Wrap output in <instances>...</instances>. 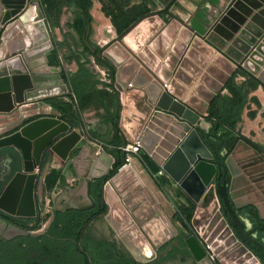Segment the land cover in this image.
I'll use <instances>...</instances> for the list:
<instances>
[{
  "label": "water",
  "instance_id": "obj_1",
  "mask_svg": "<svg viewBox=\"0 0 264 264\" xmlns=\"http://www.w3.org/2000/svg\"><path fill=\"white\" fill-rule=\"evenodd\" d=\"M154 1L161 11L142 19L111 45L98 51L89 40L91 26L85 32V45L113 75L125 144L138 142L156 166L196 204L190 225L182 223L181 230L175 226L171 220L175 208L142 160L135 158L128 168L140 171L148 187L122 189L120 180L127 166L114 168L106 159L108 154L99 153V147L84 131L72 130L54 117L20 122L13 134L0 138V150L13 149L22 161L21 169L0 195V209L12 216L33 217L40 177L35 169L39 170L47 158L50 162L58 156L64 164H74L79 180L76 188L56 199L58 206L62 207L63 202L95 204L96 190L103 217L132 255L144 256L138 259L140 262L168 256L183 244L196 264H242L246 254L263 264L255 254H264L263 242L245 230V221H252L250 216L264 220L263 200L259 196L257 202L252 200L253 187L240 181L234 160L228 150L227 155L219 151L202 117L212 112L211 106L238 71L247 73L264 88V0H219L202 34L177 19H165L161 14L167 5ZM54 49L38 2L0 0V114L16 116L25 105L69 93L61 74L49 76L48 55ZM168 83L171 94L164 90L163 85ZM196 144L203 153L193 158L188 148ZM245 149L251 147L240 141L232 154ZM240 156L245 159L244 154ZM202 164L206 169L203 175L199 169ZM197 175L203 177L201 181ZM26 177L22 204L17 191ZM139 191L146 198L141 199ZM252 210L255 213L251 214ZM2 230L5 234L2 231L0 235L5 240L28 233L18 228L6 230V226ZM225 234L229 238L223 244Z\"/></svg>",
  "mask_w": 264,
  "mask_h": 264
},
{
  "label": "crops",
  "instance_id": "obj_2",
  "mask_svg": "<svg viewBox=\"0 0 264 264\" xmlns=\"http://www.w3.org/2000/svg\"><path fill=\"white\" fill-rule=\"evenodd\" d=\"M157 1L167 5L161 14L165 19L168 21L177 19L182 24L193 29L196 34L205 32V28L212 19V15L216 12V6L219 2V0ZM32 2L40 4L55 45V49L48 55L50 62L48 73L50 76L61 74L67 83L69 93L48 98L43 103L25 105L16 116L7 117L0 114V134L3 129H14L20 122H25L26 124L41 117H54L66 122L63 120L61 107L66 104H72L74 107L81 109V116L80 118L72 117L73 127L66 122L71 126V129L79 132L84 131L89 137V141L94 146L99 147V153L106 152L108 154L106 159L110 160L112 166L119 161H124L123 159L125 158H123L122 153L126 152L127 148L132 144H125L124 132L119 127L118 104L115 93L110 90L111 86L104 82V74L109 73L111 75L110 71L106 69L104 62L101 61L102 65L99 64L96 61L97 58L92 56L87 49L85 45V32L87 29L84 32L80 31L76 28V25L87 16L86 11H88L91 16V23L88 25V27L91 26L89 40L100 51L127 33L118 31L112 15L107 14L106 11H114L115 13L120 11L127 15L135 13L136 23L132 26L134 27L145 17L160 12L159 5L154 0H47V2L46 0H32ZM48 4L52 5L50 9ZM66 78H69V80H66ZM253 82L259 83L247 73L238 71L237 75L228 82L224 92L216 99L211 109L214 110L221 107L222 102H231L233 98L232 92L235 91V88L240 89L244 95L248 93L249 99L257 96L260 101H263L264 88L261 85L257 87L255 93H249ZM70 92L73 94V101L70 97ZM48 100H52L54 104H49ZM244 112L242 111L241 121L237 124L236 131H239L243 123L246 124ZM210 115L211 113H206L202 117L203 126L209 131L215 125L210 121ZM12 132L14 133L15 131ZM225 132V130H222L219 135ZM242 135L244 134L242 133ZM143 156L147 155L141 150L139 159L142 161ZM148 158L150 159V157ZM70 160L72 162L73 157ZM46 166L43 172L45 175L44 181H46L52 171L58 172L60 175L52 192L47 193L45 191L44 193L43 187L39 192V196L42 194V199L45 196V199L50 200L51 206H53L56 198L65 193L67 187L76 188L79 180L76 178L74 164L70 162L64 164L58 156H54L52 161L48 162ZM105 166L106 164L102 168ZM150 167L152 170L154 169L153 166L150 165ZM150 167L147 166L148 169ZM166 184L173 189L178 188L170 178ZM167 198L169 199V197ZM169 201L171 202L170 199ZM41 203L43 204V202H40L42 206ZM171 220L173 221V219ZM175 226L178 228V225L175 224Z\"/></svg>",
  "mask_w": 264,
  "mask_h": 264
},
{
  "label": "flooded vegetation",
  "instance_id": "obj_3",
  "mask_svg": "<svg viewBox=\"0 0 264 264\" xmlns=\"http://www.w3.org/2000/svg\"><path fill=\"white\" fill-rule=\"evenodd\" d=\"M249 146L264 161V151L252 144ZM226 151L227 149H223L220 152ZM231 153L229 152V155ZM21 163L20 156L13 149L0 150V195L21 169ZM70 188L72 187H67L65 193ZM93 196L95 204L65 202L59 207L55 200L51 216L45 223L40 220L42 207L37 196L35 214L31 218L12 216L0 209V232L5 234L2 230L5 226L6 230L18 228L28 232L27 235L11 240H5L0 235V264H196L194 259L187 255L183 244L181 247H175L168 256H153L147 262H140L138 259L144 256L136 257L130 253L123 240L103 217L102 204L98 201L95 191ZM77 207L90 209H66ZM58 209L62 212H58ZM253 213L255 210L251 211V214ZM250 219L251 222L245 221L246 232L264 244V220L253 216H250ZM255 254L264 264V254L260 251H255Z\"/></svg>",
  "mask_w": 264,
  "mask_h": 264
},
{
  "label": "rangeland",
  "instance_id": "obj_4",
  "mask_svg": "<svg viewBox=\"0 0 264 264\" xmlns=\"http://www.w3.org/2000/svg\"><path fill=\"white\" fill-rule=\"evenodd\" d=\"M250 88H251V92L249 93H255V91L257 90V88L252 89V86H250ZM243 111H245L244 115L246 117L245 118L246 124L243 123L240 126L239 131H236V133L241 134V135L243 133L244 134L243 136L252 140L255 144H257L264 151V97H263V101H260L259 97L257 96H254L250 99L248 98L246 107ZM14 129L13 128L3 129L0 134V138H4L8 135L13 134L12 131H14ZM241 153L244 154L245 159H242V160L239 159V157H241L240 156ZM225 154L227 155L228 153H225ZM228 156H231V158L234 160V164L238 169L237 176L240 178V181L243 183L248 182L253 187V192L251 194L252 200L257 202V200L259 199L258 198L259 196L260 199L263 200L262 203L264 204V161H262L258 155L254 154L252 150H249V149H245L242 152L239 151L234 154L231 153ZM47 163H48V158L46 162L43 163L42 167H40V169L38 170V174L40 175V177L36 185L35 197L36 196L39 197L40 200L42 199V194L39 196L40 194L39 192L40 190H42V187L44 188L43 189L44 193L45 191L47 193H50V191L46 190V181H44L45 175L43 173L44 168L47 165ZM151 163H154V162L152 161ZM150 169L151 168H149V170ZM150 172L154 176L160 188L162 190L164 188L163 190L164 193H167L166 196L169 197V199L171 200V203L173 204L175 208L176 215L173 218V221L174 219L179 217L177 221L174 222L176 225H178V229L180 230L182 229V223L190 225V222L196 211V204L192 201V199L189 196H187L181 190V188L177 184H176V187L178 188H174V189L170 187V185L166 184L169 177H167V175L161 170V168H160L159 173H155L153 171H150ZM45 200L46 199L44 196V199L41 200L43 204L45 203ZM50 216H51V213L49 214L45 213L44 209L42 208L41 218H40L41 222L42 223L47 222ZM190 233L194 234L193 231H191Z\"/></svg>",
  "mask_w": 264,
  "mask_h": 264
},
{
  "label": "trees",
  "instance_id": "obj_5",
  "mask_svg": "<svg viewBox=\"0 0 264 264\" xmlns=\"http://www.w3.org/2000/svg\"><path fill=\"white\" fill-rule=\"evenodd\" d=\"M51 7L52 5L48 4V8L50 9ZM106 12L107 14L112 15L113 22L118 28V31L120 33L128 32L132 28L133 24L136 23L135 13L127 15V14L121 13L120 11L117 13H115L114 11L112 12L106 11ZM86 14L87 16L81 19L76 25V28L83 32L87 29L88 25L91 23V16L89 12L86 11ZM86 51L88 52L87 49ZM96 61L99 64L102 63L98 59H96ZM110 76L111 78H113L112 74ZM66 80H69V78H66ZM259 85L261 84L253 82L252 89H256ZM232 93H233L232 94L233 98L231 102H227V103L222 102L221 107H218L217 109H214V110L212 109L209 119L215 125H214V128L210 131V135L216 139V142L218 143L217 146H218L219 151L223 149H228L229 152H232L234 147L239 141H244L248 145L252 144L253 146L259 147L249 138L236 133L237 124L241 121L242 111L245 109L246 104H247L248 93L247 95H244V93L238 88L237 89L235 88V91H233ZM70 97L73 101L74 98L71 92H70ZM47 102L52 105L54 104L52 100H48ZM61 111L63 113V120L68 122L72 127L74 126L73 122L71 121L72 117L80 118L81 116V109L79 107H74L72 104L63 105L61 107ZM222 130H225L226 132L219 135V132ZM122 156L123 158H125L123 159L124 161H119L117 164L114 165V168H120L122 165L125 164L127 153L123 152ZM143 162L146 163L148 167L150 165L154 167V169L153 170L150 169V171H153L155 173L160 172V168L157 167L154 163H151L152 161L148 158V156H143ZM59 178H60L59 173L52 171L46 179V190L52 192ZM178 218L179 217L174 219V221H177Z\"/></svg>",
  "mask_w": 264,
  "mask_h": 264
},
{
  "label": "bare ground",
  "instance_id": "obj_6",
  "mask_svg": "<svg viewBox=\"0 0 264 264\" xmlns=\"http://www.w3.org/2000/svg\"><path fill=\"white\" fill-rule=\"evenodd\" d=\"M50 76V75H49ZM164 86V85H163ZM37 108V107H36ZM34 111V110H33ZM33 113V112H32ZM194 143H196V140H194V142H193V144ZM197 145L198 144H196L195 145V147H193L194 145H192V146H190L189 148H188V151H189V153L193 156V158H196L197 156H198V154H201L202 155V151L200 150V147H197ZM199 151V152H198ZM32 163H34L35 162V158H34V156H32V161H31ZM189 164H190V167H192V168H195V165H191V163L189 162ZM132 165V164H131ZM131 165H128L127 166V170H126V174L121 178V187H122V189H130V188H132V187H135V190L137 191L139 188H144V190H145V188H147L148 187V184H147V180H146V178H144L143 177V175L141 174V172L140 171H137V170H135V168H128V167H130ZM132 167V166H131ZM199 169H200V171H201V175H203V174H206V169H205V167H204V164H202V165H199ZM38 169H35V172L37 171ZM195 170V169H194ZM201 175H197V179H198V181H201L202 180V176ZM188 176V174L185 176V178L183 179V180H181L180 182L181 183H183V181L186 179V177ZM28 178L29 177H26V178H24L23 179V183H22V185L18 188L19 190L17 191V195H19V197H20V202L22 203V204H25V202L23 201V199H24V194H25V192H26V189H25V187H26V184H27V182H28ZM190 180H191V178H190ZM193 186V185H192ZM190 188H191V186H190ZM192 191H194L195 190V188H193V189H191ZM84 192H85V190H83ZM143 193V191H139V196H140V198L141 199H144L146 196L144 195V194H142ZM210 198L211 199H214V197H212V196H210ZM24 202V203H23ZM26 211V210H25ZM31 212V211H30ZM227 236H226V234L225 235H223V238H224V240H223V238H222V243L224 244L225 242H226V239L228 238H226ZM206 250H207V252H208V255H209V250L210 249H208V246H206ZM210 256V255H209ZM244 258V259H243ZM242 259V264H260L257 260H256V258L255 257H253V256H251V255H245L244 257H242L241 258Z\"/></svg>",
  "mask_w": 264,
  "mask_h": 264
},
{
  "label": "built area",
  "instance_id": "obj_7",
  "mask_svg": "<svg viewBox=\"0 0 264 264\" xmlns=\"http://www.w3.org/2000/svg\"><path fill=\"white\" fill-rule=\"evenodd\" d=\"M104 82H106L108 85H110V90L112 92H114L115 90V84H114V80L111 78V76L108 74H104ZM164 90L169 92L170 94L172 93V87L171 85L168 83V84H164ZM141 146L138 144V142L130 145L127 150H126V153H127V156H126V160H125V166H128L130 164H132L133 160L135 158H139L140 157V154H141ZM45 213L49 214V213H52V210H53V206H51V201L46 199L45 200V203L42 204L41 206ZM208 249H210V247L208 246ZM209 257L215 261V256L213 255L212 252H209Z\"/></svg>",
  "mask_w": 264,
  "mask_h": 264
}]
</instances>
